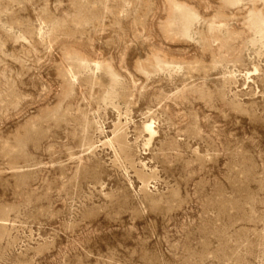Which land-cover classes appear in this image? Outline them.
<instances>
[{"label":"rangeland","instance_id":"374dc122","mask_svg":"<svg viewBox=\"0 0 264 264\" xmlns=\"http://www.w3.org/2000/svg\"><path fill=\"white\" fill-rule=\"evenodd\" d=\"M0 264H264V0H0Z\"/></svg>","mask_w":264,"mask_h":264}]
</instances>
